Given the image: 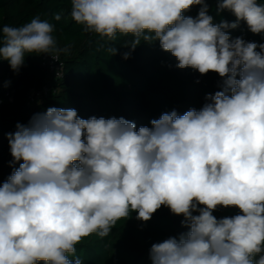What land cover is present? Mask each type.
I'll return each mask as SVG.
<instances>
[{"label":"clouds","instance_id":"1","mask_svg":"<svg viewBox=\"0 0 264 264\" xmlns=\"http://www.w3.org/2000/svg\"><path fill=\"white\" fill-rule=\"evenodd\" d=\"M217 3L264 32V3ZM196 5L195 18L183 15ZM70 15L101 39L131 35L132 50L158 40L177 67L219 74L223 90L151 128L57 107L17 123L7 138L11 163L23 162L0 185V264H82L83 238L108 236L132 212L147 222L161 206L189 230L152 244V264H264V44L231 40L224 29L238 23L214 24L205 0H71ZM54 30L39 16L0 25V61L18 73L27 54L53 57ZM221 206L242 214L217 219Z\"/></svg>","mask_w":264,"mask_h":264},{"label":"trees","instance_id":"2","mask_svg":"<svg viewBox=\"0 0 264 264\" xmlns=\"http://www.w3.org/2000/svg\"><path fill=\"white\" fill-rule=\"evenodd\" d=\"M205 2L214 24L237 22L232 12H218L217 0ZM200 7L193 6L183 15L195 18ZM70 11L71 0H0V25L22 26L37 16L52 23L59 49L53 53L59 54L65 64L64 75L51 93L30 103L29 91L42 89L49 80L41 64L43 54H27L18 73L11 70L6 60L0 61V185L23 162L11 163L7 134L16 131L17 123L27 124L34 114L49 107L75 109L83 119L123 117L134 122L138 130L141 126L151 128V121L164 113L175 111L183 115L191 109L199 111L209 102L205 99L208 94L223 90L219 74L202 75L191 67H177V59L162 50L158 40L151 43L142 40L132 50L126 46L133 39L131 35H118L115 41L101 39L97 34L84 32L71 18ZM56 15L60 20L54 19ZM237 23L234 29H224L231 40L239 37L245 42L264 44V32L254 34L246 22ZM109 47H115L117 53L110 55ZM126 52H130L127 59ZM238 214H242L240 210L231 206H221L213 212L217 219ZM136 216L132 212L118 221L106 237L92 234L83 238L76 246V256L82 264H152L149 254L152 244L169 237L178 239L189 230L181 224L183 215L173 214L166 206H161L147 222Z\"/></svg>","mask_w":264,"mask_h":264},{"label":"built area","instance_id":"3","mask_svg":"<svg viewBox=\"0 0 264 264\" xmlns=\"http://www.w3.org/2000/svg\"><path fill=\"white\" fill-rule=\"evenodd\" d=\"M51 55L43 54L41 56V64L46 70L48 83L40 90L32 89L29 91L27 96V101L30 103H36L43 98L47 97L51 91L54 89V86L57 84L59 79L64 75V62L61 59L59 54L53 53ZM9 88V86H6Z\"/></svg>","mask_w":264,"mask_h":264}]
</instances>
